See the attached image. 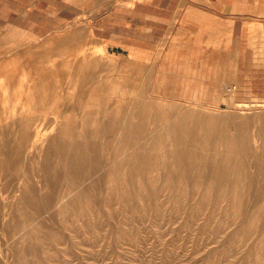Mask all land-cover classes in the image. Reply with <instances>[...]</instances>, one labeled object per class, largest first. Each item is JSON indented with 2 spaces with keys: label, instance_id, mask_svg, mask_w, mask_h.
Returning a JSON list of instances; mask_svg holds the SVG:
<instances>
[{
  "label": "rangeland",
  "instance_id": "374dc122",
  "mask_svg": "<svg viewBox=\"0 0 264 264\" xmlns=\"http://www.w3.org/2000/svg\"><path fill=\"white\" fill-rule=\"evenodd\" d=\"M44 1L0 0V264H264V0L156 67L93 26L137 0Z\"/></svg>",
  "mask_w": 264,
  "mask_h": 264
},
{
  "label": "crops",
  "instance_id": "0c3cea01",
  "mask_svg": "<svg viewBox=\"0 0 264 264\" xmlns=\"http://www.w3.org/2000/svg\"><path fill=\"white\" fill-rule=\"evenodd\" d=\"M16 3L21 2L12 0ZM250 10L251 0H137L124 13L107 8L93 26L105 54L156 67L179 46L200 41L212 51L220 44L221 51H234L249 36L245 21Z\"/></svg>",
  "mask_w": 264,
  "mask_h": 264
}]
</instances>
